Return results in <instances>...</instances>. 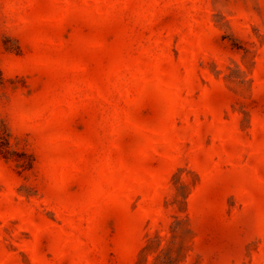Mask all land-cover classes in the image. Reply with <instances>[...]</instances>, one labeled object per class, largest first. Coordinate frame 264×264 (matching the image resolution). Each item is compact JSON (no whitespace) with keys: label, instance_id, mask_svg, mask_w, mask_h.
<instances>
[{"label":"rangeland","instance_id":"obj_1","mask_svg":"<svg viewBox=\"0 0 264 264\" xmlns=\"http://www.w3.org/2000/svg\"><path fill=\"white\" fill-rule=\"evenodd\" d=\"M0 264H264V0H0Z\"/></svg>","mask_w":264,"mask_h":264}]
</instances>
